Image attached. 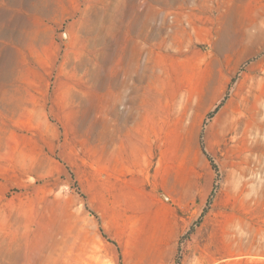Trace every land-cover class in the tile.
I'll use <instances>...</instances> for the list:
<instances>
[{
    "label": "rangeland",
    "instance_id": "rangeland-1",
    "mask_svg": "<svg viewBox=\"0 0 264 264\" xmlns=\"http://www.w3.org/2000/svg\"><path fill=\"white\" fill-rule=\"evenodd\" d=\"M108 103L155 109L188 151L164 264H264V0H0V264L135 263L68 164Z\"/></svg>",
    "mask_w": 264,
    "mask_h": 264
},
{
    "label": "crops",
    "instance_id": "crops-1",
    "mask_svg": "<svg viewBox=\"0 0 264 264\" xmlns=\"http://www.w3.org/2000/svg\"><path fill=\"white\" fill-rule=\"evenodd\" d=\"M166 63L159 75H174ZM112 97L134 101L144 95L126 92ZM127 105L114 108L108 103L99 141L73 143L68 164L123 260L164 264L173 260L189 224L188 151L185 148L183 154L179 142L174 149L172 125L159 120L155 109ZM16 109L29 108L22 100Z\"/></svg>",
    "mask_w": 264,
    "mask_h": 264
},
{
    "label": "trees",
    "instance_id": "trees-1",
    "mask_svg": "<svg viewBox=\"0 0 264 264\" xmlns=\"http://www.w3.org/2000/svg\"><path fill=\"white\" fill-rule=\"evenodd\" d=\"M181 261V255H180V251H178L176 257H175V264H180Z\"/></svg>",
    "mask_w": 264,
    "mask_h": 264
}]
</instances>
